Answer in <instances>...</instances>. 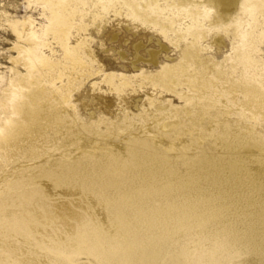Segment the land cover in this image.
Listing matches in <instances>:
<instances>
[{
    "label": "bare ground",
    "instance_id": "6f19581e",
    "mask_svg": "<svg viewBox=\"0 0 264 264\" xmlns=\"http://www.w3.org/2000/svg\"><path fill=\"white\" fill-rule=\"evenodd\" d=\"M36 1L48 11L47 24L42 33L17 31L19 67L0 95V264H193L200 248L201 264H264V68L252 74L251 33L230 28L239 78L215 72L234 106L218 102L208 77L224 63L198 70L204 61L190 56L191 42L189 57L147 78L178 95L181 107L151 105L141 123L116 124L93 112L83 118L71 103L89 69L68 45L81 0ZM183 1L196 13L204 7V0ZM210 1L211 27L230 25L238 2L250 18L254 7L264 10L250 0ZM105 2L122 9L119 0H91L94 16ZM130 11L139 18L137 7ZM200 20L193 26L201 29ZM144 23L157 25L147 16ZM47 35L59 59L43 52L53 53ZM212 44L225 46L220 35ZM103 80L116 94L126 85L110 74ZM232 111L241 120L231 122Z\"/></svg>",
    "mask_w": 264,
    "mask_h": 264
},
{
    "label": "rangeland",
    "instance_id": "374dc122",
    "mask_svg": "<svg viewBox=\"0 0 264 264\" xmlns=\"http://www.w3.org/2000/svg\"><path fill=\"white\" fill-rule=\"evenodd\" d=\"M250 1L254 3L253 6L259 3L264 7V0ZM119 2L122 9L113 2H105L106 9L100 11L98 16H94L91 0H81L77 5L82 16L76 20L77 24L68 35V45L77 46L80 56L89 69L76 80L71 103L83 118L93 112L95 119L106 118L108 122L116 124H123L125 118L141 123L144 110L150 109L151 105L181 107L182 101L178 95L165 91L160 86H154V83L147 78L157 74L163 64L172 66L189 57L187 47L191 42L194 45L190 56L197 55L204 61L197 65L198 70L203 69L205 64L210 65L211 62L224 63L219 67L216 66L215 69H210L208 77L215 80L218 102H224L227 106L233 105L229 98L230 94L223 85V79H228L230 74L235 79L240 76L238 68L231 64L233 47L238 42V39L232 36L230 29L232 27L239 32L249 31L255 41V51L250 54L252 74L258 73V66L264 68V10L260 11L254 7L253 17L250 18L247 10L241 11L238 2L235 14L227 21L230 25L219 24L211 27L208 22L212 20L216 10L210 0L202 2L204 7L199 6L198 13L192 3H188L186 7L182 6L183 0H156L147 7L144 4H148L149 0H119ZM134 7H137L140 13L137 19L127 15ZM205 13H208V16L205 17ZM47 15L48 11L44 4L36 0H0V95L10 70L19 67L18 63H14L17 31L28 32L32 27L33 30L42 33L43 27L47 24ZM146 16L154 20L157 25L144 23ZM198 17L203 24L201 29L192 24ZM236 17L241 20V25L232 20ZM31 20L34 23L29 26ZM169 20L173 21V25L165 29L163 34L161 26L167 27ZM218 35L223 37L224 48L217 49L212 44V38ZM49 37V35L44 36L42 40L51 43ZM50 47L53 53L48 48H44L43 52L51 59H59L62 56L59 46L51 43ZM152 55L155 56L156 63L151 61ZM225 55H229L226 60H224ZM217 68L224 72L223 79L215 78ZM109 74L114 76V84H118L121 80L126 83L120 94L110 90L111 85L103 80ZM183 89L182 86H178L177 92ZM241 97V94H237L236 104L241 102ZM238 116L232 111L231 122L238 119ZM239 119L241 120L240 116ZM246 120L249 122L248 119ZM101 128L105 130L106 126L102 125ZM46 149H50L48 145ZM204 253L205 249L197 250L192 257L193 264H201Z\"/></svg>",
    "mask_w": 264,
    "mask_h": 264
}]
</instances>
